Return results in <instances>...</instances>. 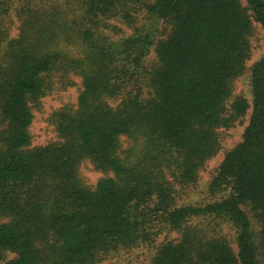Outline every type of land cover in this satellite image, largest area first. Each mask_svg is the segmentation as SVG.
<instances>
[{
	"label": "trees",
	"instance_id": "obj_1",
	"mask_svg": "<svg viewBox=\"0 0 264 264\" xmlns=\"http://www.w3.org/2000/svg\"><path fill=\"white\" fill-rule=\"evenodd\" d=\"M147 1L66 0L64 10L30 11L17 38L0 39V261L3 252L17 254L5 264H97L151 244L152 219L182 229L207 217L234 227L237 252L225 237L206 240L188 229L152 264H264V57L252 68L243 141L213 183L227 198L179 207L174 194L176 184H195L218 153V130L250 108L242 97L228 104L251 54L254 22L264 29V0H156L145 8L171 27L165 39H156V26L119 41L105 34L107 20L128 18L126 9L138 12ZM62 38L82 43L86 56L55 50ZM153 47L152 91L144 97L138 77ZM74 76L83 85L78 107L52 116L61 141L31 148L34 108L73 86ZM128 88L137 95L122 97ZM138 130L150 134L151 148L134 162L135 148L123 149L121 138L135 142ZM86 160L113 176L88 185L79 172ZM246 204L257 212L259 242Z\"/></svg>",
	"mask_w": 264,
	"mask_h": 264
},
{
	"label": "rangeland",
	"instance_id": "obj_2",
	"mask_svg": "<svg viewBox=\"0 0 264 264\" xmlns=\"http://www.w3.org/2000/svg\"><path fill=\"white\" fill-rule=\"evenodd\" d=\"M155 1L156 0H149L146 3L140 4L138 12L126 9L129 13L128 18H125L123 13L120 14L119 17L107 20L109 27L105 29V34L113 41H119L124 37H129L134 34L136 29H148L151 26H156V39H165L171 27L163 20H157L149 16L145 8L146 4H153ZM65 5L66 0H0V33L3 32L0 39L2 44L6 45L8 40L18 37L22 23L24 20L28 19L30 11H56L54 8L64 10L63 7H65ZM59 22H61V20H59ZM4 37H6L5 41L2 40ZM249 42L251 45V54L245 63L244 73L234 81L233 96L229 100L228 106L230 107L236 97H242L246 99L250 108L246 115L234 123L233 126L218 130L220 138L219 151L213 158L207 161L204 168L199 172L195 184L175 185L174 194L176 205L179 207H205L206 205L223 201L227 198L228 192L222 190L225 189V186L219 189V187L214 186L213 183L226 155L243 141L245 130L249 125L253 104L251 87L252 68L264 57V29L256 22L253 24V32L249 38ZM53 47L55 50H59L77 59L86 56L84 45L74 40L62 38L59 43ZM156 60V50L155 47H153L144 61V73L138 77L139 80H143L140 95L144 97L150 96V92L152 91L149 87V72ZM72 79L75 83L73 86L55 89L51 94L41 100L39 107L34 108V120L30 128V133L32 135L31 148L44 147L51 143L61 141L56 127L52 123V116L55 112L65 107L73 109L78 107V98L83 88L82 79L78 76H74ZM129 94L137 95V90L131 91V88H128L123 92L122 97H126ZM121 100V98L111 100L110 104L113 108H116ZM135 137L137 139L135 142L127 137H122L121 143L123 149L129 150L133 147L135 148L133 158L134 162H138L150 151V134L147 131L138 130ZM79 172L82 180L90 186H95L103 178L113 176L112 173H104L96 170L90 160H86L82 163ZM244 210L251 220L253 232L256 240L259 242L262 227L259 223L257 212L250 204H246ZM0 222L5 221L0 218ZM152 222L158 229L153 230L155 235L153 236L154 241L151 244H140L130 249H119L97 264H152L154 256L164 244L169 241L177 242L182 238L183 231L185 232L188 229L199 232V236L206 240L217 238L216 236L225 237L231 243L234 250L236 252L238 251L236 230L229 222L207 217L195 219L182 229H172L162 221H154L152 219ZM2 255L3 258L0 264H5L17 256L16 253L10 251L3 252Z\"/></svg>",
	"mask_w": 264,
	"mask_h": 264
}]
</instances>
